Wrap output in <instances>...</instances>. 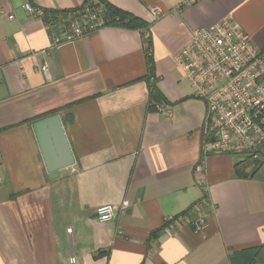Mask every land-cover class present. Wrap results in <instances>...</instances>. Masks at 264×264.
<instances>
[{
  "label": "crops",
  "instance_id": "obj_1",
  "mask_svg": "<svg viewBox=\"0 0 264 264\" xmlns=\"http://www.w3.org/2000/svg\"><path fill=\"white\" fill-rule=\"evenodd\" d=\"M84 1L0 0V264H238L264 243L261 159L211 154L197 181L207 106L175 56L227 15L264 51V0H106L148 23V39L105 26L53 48L45 19L25 8ZM155 87L169 112L153 105ZM56 109L75 163L50 178L33 124ZM123 201L98 220L99 205Z\"/></svg>",
  "mask_w": 264,
  "mask_h": 264
},
{
  "label": "built area",
  "instance_id": "obj_2",
  "mask_svg": "<svg viewBox=\"0 0 264 264\" xmlns=\"http://www.w3.org/2000/svg\"><path fill=\"white\" fill-rule=\"evenodd\" d=\"M197 1L184 0L178 8ZM25 8L45 19L43 9L30 4ZM149 12L155 18L165 14L158 4L150 5ZM44 22L53 48L105 27V7L94 0L81 10ZM141 31L148 39V28ZM146 47L149 48V43ZM175 57L178 68L195 88L196 96L207 106L203 153L194 169L197 181L202 184L206 160L211 154L245 152L259 157L264 146V51L255 45L252 36L227 15L210 26L194 29L190 43ZM40 69L48 73V62ZM157 108L169 112L164 103H158ZM127 206V201L119 206L99 205L97 218L109 221ZM201 210L202 206L198 212ZM170 224L164 230H169ZM193 225L195 230H203L205 218L194 220Z\"/></svg>",
  "mask_w": 264,
  "mask_h": 264
},
{
  "label": "trees",
  "instance_id": "obj_3",
  "mask_svg": "<svg viewBox=\"0 0 264 264\" xmlns=\"http://www.w3.org/2000/svg\"><path fill=\"white\" fill-rule=\"evenodd\" d=\"M92 1L94 0H86L81 5L71 10L43 9L45 11L44 17L46 20L49 18L56 20L59 17L66 16V15L71 14L74 11L81 10L83 6H85L87 3L92 2ZM97 1L102 3L105 7V26H119V27L134 28V29H140V30L149 27V24L143 21L142 19L136 17L135 15L131 13H128L126 11H123L117 8L116 6L107 2L106 0H97ZM160 99H162V94L159 91V89L155 87L153 89L152 96H151V101L153 105H156L157 102L160 101ZM58 111L59 109L50 111L42 115L39 118H44L46 116L55 114ZM259 158L261 159V163H260V166L255 171V175L261 180H264V155L261 152L259 153ZM206 197L207 196L205 194L204 198ZM185 213H187V211ZM175 218L171 219L170 221L166 220L162 230H164L165 227L170 224V222H173ZM237 258L239 259L238 264H264V243L256 247H251V248L243 250L241 254L239 255V257Z\"/></svg>",
  "mask_w": 264,
  "mask_h": 264
},
{
  "label": "water",
  "instance_id": "obj_4",
  "mask_svg": "<svg viewBox=\"0 0 264 264\" xmlns=\"http://www.w3.org/2000/svg\"><path fill=\"white\" fill-rule=\"evenodd\" d=\"M33 130L50 178H56L60 170L74 165L75 156L58 113L35 121Z\"/></svg>",
  "mask_w": 264,
  "mask_h": 264
}]
</instances>
